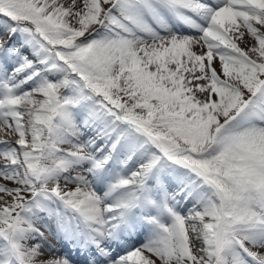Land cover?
I'll use <instances>...</instances> for the list:
<instances>
[{"label": "snow or ice", "instance_id": "1", "mask_svg": "<svg viewBox=\"0 0 264 264\" xmlns=\"http://www.w3.org/2000/svg\"><path fill=\"white\" fill-rule=\"evenodd\" d=\"M0 134V264H264V0H0Z\"/></svg>", "mask_w": 264, "mask_h": 264}, {"label": "bare ground", "instance_id": "2", "mask_svg": "<svg viewBox=\"0 0 264 264\" xmlns=\"http://www.w3.org/2000/svg\"><path fill=\"white\" fill-rule=\"evenodd\" d=\"M243 46L244 45L241 44V47H243ZM0 135H2V134H0ZM8 138H10V139H16L17 137L13 134V135H10ZM5 202L11 203L12 201H11V199L6 194H0V206L4 205ZM46 235H47V233H46ZM49 239L51 240L52 243H57L54 238L49 237ZM57 247L58 248H61V251L62 252L69 251V246L68 245L61 246L60 244L57 243Z\"/></svg>", "mask_w": 264, "mask_h": 264}]
</instances>
